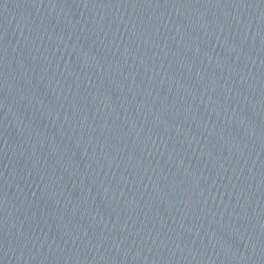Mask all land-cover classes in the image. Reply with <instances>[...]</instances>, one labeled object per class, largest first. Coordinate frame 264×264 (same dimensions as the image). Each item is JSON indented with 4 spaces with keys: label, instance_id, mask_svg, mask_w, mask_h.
Wrapping results in <instances>:
<instances>
[{
    "label": "water",
    "instance_id": "water-1",
    "mask_svg": "<svg viewBox=\"0 0 264 264\" xmlns=\"http://www.w3.org/2000/svg\"><path fill=\"white\" fill-rule=\"evenodd\" d=\"M0 264H264V0H0Z\"/></svg>",
    "mask_w": 264,
    "mask_h": 264
}]
</instances>
